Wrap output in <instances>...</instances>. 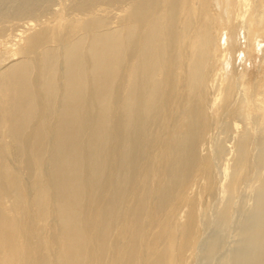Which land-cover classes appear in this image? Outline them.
<instances>
[{
	"label": "bare ground",
	"instance_id": "6f19581e",
	"mask_svg": "<svg viewBox=\"0 0 264 264\" xmlns=\"http://www.w3.org/2000/svg\"><path fill=\"white\" fill-rule=\"evenodd\" d=\"M201 260L264 264V0H0V264Z\"/></svg>",
	"mask_w": 264,
	"mask_h": 264
},
{
	"label": "rangeland",
	"instance_id": "374dc122",
	"mask_svg": "<svg viewBox=\"0 0 264 264\" xmlns=\"http://www.w3.org/2000/svg\"><path fill=\"white\" fill-rule=\"evenodd\" d=\"M253 171H254V170H252V172L249 174V178H248V180H250V179H251L250 177H252V176L254 175V172H253ZM245 183H246V181L244 180V182H243L242 185L244 186ZM253 183H254V182H253ZM246 209H247V208H246ZM246 212H248V210H247ZM210 230H212V229H210ZM210 230H209V231H210ZM212 232H213V231H210V233H212ZM231 237H232V236H231ZM231 237H230V239H228L229 237L226 239L227 244H226L225 247H227V246L229 247V246L233 243V238H231ZM231 239H232V240H231ZM230 240H231V242H230ZM225 247H221V249L224 248V250H225V249H226ZM228 247H227V250H228ZM221 249L218 251V253H221V255L218 254V253L216 254V257H217L218 260H219V257H221L225 252H227V251H224L223 249H222V250H221ZM218 256H219V257H218ZM200 263H201V264H204V263H202V260H201ZM216 263H217V262H216Z\"/></svg>",
	"mask_w": 264,
	"mask_h": 264
}]
</instances>
